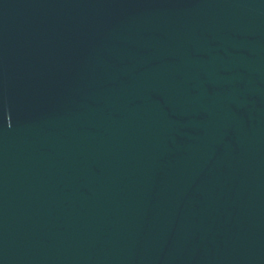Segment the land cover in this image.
Instances as JSON below:
<instances>
[{"label": "water", "instance_id": "water-1", "mask_svg": "<svg viewBox=\"0 0 264 264\" xmlns=\"http://www.w3.org/2000/svg\"><path fill=\"white\" fill-rule=\"evenodd\" d=\"M0 264H264V0H0Z\"/></svg>", "mask_w": 264, "mask_h": 264}]
</instances>
